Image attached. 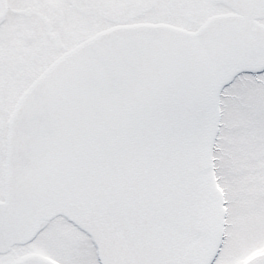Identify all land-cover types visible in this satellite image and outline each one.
Returning <instances> with one entry per match:
<instances>
[{"label": "snow or ice", "instance_id": "snow-or-ice-1", "mask_svg": "<svg viewBox=\"0 0 264 264\" xmlns=\"http://www.w3.org/2000/svg\"><path fill=\"white\" fill-rule=\"evenodd\" d=\"M0 264H264V0H0Z\"/></svg>", "mask_w": 264, "mask_h": 264}]
</instances>
